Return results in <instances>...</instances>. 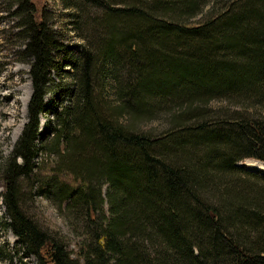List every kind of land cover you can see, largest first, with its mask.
Here are the masks:
<instances>
[{"label":"trees","instance_id":"1","mask_svg":"<svg viewBox=\"0 0 264 264\" xmlns=\"http://www.w3.org/2000/svg\"><path fill=\"white\" fill-rule=\"evenodd\" d=\"M87 1L104 8L106 37L69 62L72 102L58 114L52 164L32 161L47 71L64 44L37 9L23 10L35 91L31 122L0 172L2 226L38 264H264V171L239 164L264 161V0H217L204 22L188 19L206 0ZM95 74L116 99L107 112L93 97ZM158 111L167 130L137 129ZM22 175L58 205L71 236L22 210Z\"/></svg>","mask_w":264,"mask_h":264},{"label":"rangeland","instance_id":"2","mask_svg":"<svg viewBox=\"0 0 264 264\" xmlns=\"http://www.w3.org/2000/svg\"><path fill=\"white\" fill-rule=\"evenodd\" d=\"M21 2L25 4L24 8L17 12L19 0H0V172L14 156L17 142L32 119L30 106L35 91L33 74L35 57L26 51L31 38L24 21L23 10L27 7L37 9L49 27L47 29L64 44L63 49L55 52V56L59 57L56 66L49 67L47 71L50 81L42 96L46 109L37 117L35 158L32 162L38 165L43 161L52 164L59 160L53 141L55 129L59 127L58 114L72 102L67 96L75 81L73 69L69 65L70 60L78 56L77 52L82 47L97 53V42L106 37V32L100 26L106 12L103 7L96 6L91 1L27 0L25 3V0H21ZM70 2L73 4L72 7H66V3ZM205 2L194 17L187 18L189 22H204L221 8L217 0ZM122 71V68H118L117 73L120 75ZM96 79L99 80V77L95 74L93 81L96 86L93 89V97L96 104L104 100L107 106L102 111L107 112L117 104L116 99L111 91L102 90ZM104 91L105 94L102 93ZM100 92L103 97H100ZM114 112L115 110L109 111V116H116L113 115ZM130 119L127 113L120 117L125 123L131 122ZM135 121L139 131L151 134L161 133L171 126L170 118L165 111L145 115ZM16 161L22 163L23 159L18 156ZM239 164L253 171H264V161L259 159L245 158ZM48 179L49 182L55 180L53 177ZM20 182L22 210L42 229H48L55 236H71L68 228L69 219L63 218L58 205L45 196V192L40 189L41 184L38 181H30L25 175L20 177ZM69 214L72 219L76 217L75 213ZM79 216L83 217L82 214H78L79 219L75 221L82 225L83 221L80 220L83 218ZM6 219L9 220L7 209L0 196V264H38L37 257L27 253L16 234L10 228L2 226Z\"/></svg>","mask_w":264,"mask_h":264}]
</instances>
